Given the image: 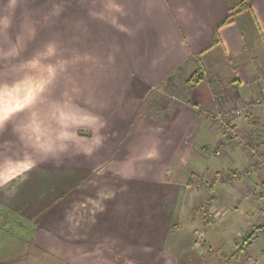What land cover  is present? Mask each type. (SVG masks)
<instances>
[{
	"label": "crops",
	"instance_id": "0c3cea01",
	"mask_svg": "<svg viewBox=\"0 0 264 264\" xmlns=\"http://www.w3.org/2000/svg\"><path fill=\"white\" fill-rule=\"evenodd\" d=\"M58 1L66 2L59 10L68 15L67 2L99 0ZM106 1L108 72L91 73L89 104H43L42 122L35 124L34 116L28 135L15 119L6 131L0 126L2 213L35 226L68 262L74 256L80 264H165L171 253L173 264L175 255L198 250L209 264H231L233 254L239 264H264L260 200L244 194L249 188L264 191V0ZM78 6L76 16L99 15L97 8L84 12ZM7 12L0 8V64L11 42L4 34L19 29L3 24ZM231 13V22L220 26ZM95 28L99 32L92 22L93 34ZM12 55L7 57L15 64ZM89 58L72 63L95 64ZM194 72L200 79L190 87ZM241 104L250 114L231 118L229 126L238 131L233 137L214 117L226 119L227 109ZM14 106L2 104L0 113H15ZM255 127L259 139L250 142ZM16 135L28 157L13 152L14 145L4 151ZM211 140L215 151L229 144L234 163L241 149L245 171L203 168L207 154L193 153L207 152ZM228 175L248 218L235 229L230 224L231 236L211 243L206 230L194 228L195 215L187 209L198 207L202 186ZM214 204L209 213L216 212ZM211 219L203 221L219 225V217ZM232 237L235 245H226L232 253L217 256L215 249Z\"/></svg>",
	"mask_w": 264,
	"mask_h": 264
},
{
	"label": "rangeland",
	"instance_id": "374dc122",
	"mask_svg": "<svg viewBox=\"0 0 264 264\" xmlns=\"http://www.w3.org/2000/svg\"><path fill=\"white\" fill-rule=\"evenodd\" d=\"M61 3L66 5V2L58 0H2L0 2V8L8 11L7 14L11 16H9L10 18H4L3 24L6 26L15 25L19 28L15 29L14 26V32L4 34L11 42L7 41V49L5 48V51L2 53L4 61L3 64H0V81L7 80L10 83H5L2 91H0V106L2 104L5 106L15 105L14 107L17 110L15 113L8 112L12 109L7 108L6 111L8 110V113L5 112L3 114L7 115L11 120H17L24 126L21 128H25L24 131L27 135L29 126L31 127L33 124L34 116L36 119L35 124L42 122L44 114L40 110V106L51 104L53 108L57 109L61 104L67 106L83 104L87 106L89 100L92 99L90 91V83L92 82L90 80L91 73L108 72V63H106L109 56L107 48L108 1L67 2L68 15H65L64 11L62 13L59 10ZM77 4H79L78 9H83L84 12L92 7L97 8L99 9V15L93 18L82 15L76 16ZM116 7L120 6L117 5ZM92 22L98 26L99 32H97L96 28L94 34L91 32ZM92 36H94V40H92ZM9 54H13L15 64H12L11 58L7 57ZM78 57L87 58L86 60L88 61H90L89 57H93L95 58V64L75 65L72 62H76ZM96 57H100L101 62L104 63H97L100 61H97ZM66 61L67 63H65ZM32 72L35 73V79L28 78ZM82 74L85 75V79L78 80L80 76L82 78ZM80 89L83 91L77 92ZM88 94L90 95L88 96ZM33 108H36L34 113L31 112ZM231 108L232 106L229 109ZM231 118L234 119L235 117ZM230 120L227 119L228 123ZM214 121L221 126L216 117H214ZM229 125L221 127L223 130L229 131L231 136H237L238 131ZM260 131L261 129H258L254 133H260ZM257 136L256 134L250 135L252 140ZM17 137V135L11 137L10 149L4 146V151H10L14 145L13 152L19 150L17 153L20 156L24 155L28 157L30 152L27 149L25 150V145L19 148L20 141ZM248 142H246L247 147L250 144ZM208 143L209 148L207 152L194 150L193 153V157L200 156V153L207 154V160H203V168L206 169L209 165L211 166L210 169L218 168L223 170L225 174H231L233 170H238L240 174L245 171V164L242 162V158L244 157L242 156L241 149H237L235 152V156L238 157V163H234L233 157L228 155L227 150L229 148L223 150V153H225L217 157L215 153L223 145L220 143L215 151L212 140ZM20 149L25 151L21 152ZM252 149L250 145V153ZM223 161H225V166L221 165ZM247 163H250L248 157ZM188 164L191 166L193 162L190 161ZM241 180L244 182L250 181L247 177H242ZM236 181L240 182L239 180ZM231 184L233 183L218 181L214 186V190L202 186L203 188L198 194L199 197L197 199V203L199 201L198 207L196 209H187L188 214L194 213L195 215L196 222L194 228H198L199 231L206 230L208 235L213 239L211 243H218L219 240H215L214 237L219 239V236H221L220 239H222L225 233V235L231 236L234 230H229L230 224H236V226L231 227L235 229V227L241 224V220L248 218L247 215L241 214L244 210H242L236 201L240 198V195L232 188ZM254 191L253 188H249L244 194L255 197L257 201L260 200L259 204H261L263 202V194L258 190ZM212 201H215V214L219 217V225L217 226L203 221L208 218L211 221V218H213L209 217L212 212L209 213L208 210ZM2 212L3 210L0 207V264H80L76 263L74 256L69 257V262L68 260H62L59 254H63L64 252L59 253V250L55 249L54 246H49L41 238L39 230L35 226L27 222L16 221L15 217ZM259 217L264 219V212L261 210ZM249 228L252 229V226ZM195 238L200 246L204 245L208 250L205 241L196 232ZM226 245H235L233 237L226 240L225 246L215 249L217 256L219 255L223 258L221 256L223 250L227 251L228 254L232 253L230 247ZM205 252L202 251L201 253L205 254ZM165 258V264H172L171 262L174 258L171 256V253ZM228 258L231 260V264L240 263L234 254L229 255ZM175 259L173 264H209V261H206L208 257L199 255L198 250H195V253L187 257L175 255ZM119 260H121L122 264L123 260ZM213 264H218L217 260Z\"/></svg>",
	"mask_w": 264,
	"mask_h": 264
},
{
	"label": "built area",
	"instance_id": "2783aa9c",
	"mask_svg": "<svg viewBox=\"0 0 264 264\" xmlns=\"http://www.w3.org/2000/svg\"><path fill=\"white\" fill-rule=\"evenodd\" d=\"M262 100H264V98L263 99H259V102H261ZM226 119H223L222 117H220V116H218L217 117V120L219 121V123L221 124V126H224V127H226L227 126V124H229L228 123V121H227V119H231V117H239V116H248L249 114H250V112H249V108L248 107H246L245 105H243V104H241V105H237V106H233L231 109H227V111H226ZM233 115V116H232ZM230 117V118H229ZM258 131V128L257 127H255L253 130H252V132H251V135L253 134H255L254 132H257ZM256 139H258L257 137L255 138V139H253L252 140V138H251V140L252 141H255ZM250 140V141H251ZM249 141V140H248ZM247 142V141H246ZM249 144V143H248ZM221 145H223L222 147H220V149L219 150H217V152H216V154L218 155V156H220V155H222V152H223V150H226V148L228 149L229 148V144H227V143H225V142H222L221 143ZM253 154H256V150H254V148L252 149V151H251ZM260 193H262L263 194V196H264V191L262 190V191H260ZM260 206V208H259V211L261 210V211H263L264 212V197H263V202L261 203V204H259ZM211 216L213 217V218H215V222H217V217H218V215H216L215 213H211Z\"/></svg>",
	"mask_w": 264,
	"mask_h": 264
},
{
	"label": "trees",
	"instance_id": "16d2710c",
	"mask_svg": "<svg viewBox=\"0 0 264 264\" xmlns=\"http://www.w3.org/2000/svg\"><path fill=\"white\" fill-rule=\"evenodd\" d=\"M242 2L245 3V0H242ZM232 16L233 14L231 13L225 20H223L221 23H220V26L224 25V24H227L229 22H231L232 20ZM196 75H197V72H194L188 79H187V82L188 84H190L189 86L190 87H193L195 84H197L199 82V79L196 78ZM257 144V142H255ZM232 175V174H231ZM231 175H228L227 177H221L219 181H222V182H229L231 181ZM218 182V180H214L212 182H209L206 187L207 188H210L211 190L213 189L214 185Z\"/></svg>",
	"mask_w": 264,
	"mask_h": 264
},
{
	"label": "snow or ice",
	"instance_id": "6c2138e0",
	"mask_svg": "<svg viewBox=\"0 0 264 264\" xmlns=\"http://www.w3.org/2000/svg\"><path fill=\"white\" fill-rule=\"evenodd\" d=\"M5 83H10V81L7 80L0 81V91H2ZM10 125H11V119L7 115L0 113V126H3L6 131L8 127H10Z\"/></svg>",
	"mask_w": 264,
	"mask_h": 264
}]
</instances>
